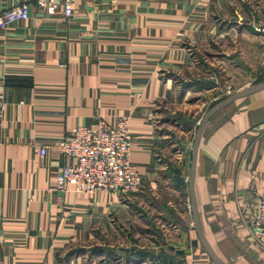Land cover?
Segmentation results:
<instances>
[{
    "label": "crops",
    "instance_id": "0c3cea01",
    "mask_svg": "<svg viewBox=\"0 0 264 264\" xmlns=\"http://www.w3.org/2000/svg\"><path fill=\"white\" fill-rule=\"evenodd\" d=\"M24 1L0 0V10ZM28 13L0 28V264H213L188 209L187 139L177 153L167 112L233 77L264 72V36L236 21L264 25V0H75L69 19L37 11L31 0ZM120 115L141 182L153 187L175 159L186 178L179 208L169 198L152 212L133 194L54 190L55 175L74 159L52 143L72 127ZM192 186L217 257L264 264V235L242 221L264 191V89L207 119Z\"/></svg>",
    "mask_w": 264,
    "mask_h": 264
},
{
    "label": "built area",
    "instance_id": "2783aa9c",
    "mask_svg": "<svg viewBox=\"0 0 264 264\" xmlns=\"http://www.w3.org/2000/svg\"><path fill=\"white\" fill-rule=\"evenodd\" d=\"M26 0L0 10V28L18 20L28 18ZM75 0H32L34 8L44 14L56 11L64 19L73 15ZM89 1V0H84ZM236 21L242 22L237 16ZM255 32L264 35L259 23L250 25ZM3 109V104H0ZM127 117L120 115L113 123L98 121L94 127L75 126L66 131L52 146L62 155L72 157L74 163L66 165L55 175V191H65L67 186L73 192L93 193L104 191L115 195L135 192L141 182V174L129 161L132 137L127 130ZM188 146H185V149ZM45 153V146L38 147V155ZM244 225L252 233L264 235V191L251 205H246Z\"/></svg>",
    "mask_w": 264,
    "mask_h": 264
},
{
    "label": "rangeland",
    "instance_id": "374dc122",
    "mask_svg": "<svg viewBox=\"0 0 264 264\" xmlns=\"http://www.w3.org/2000/svg\"><path fill=\"white\" fill-rule=\"evenodd\" d=\"M242 22L249 25V26L253 23L254 24L259 23V22H250V21L244 22L243 20H242ZM259 24H261V23H259ZM261 26L264 27L263 24H261ZM251 29H252V27H251ZM259 34L263 35L262 33H259ZM263 79H264V72L258 76H254V77L250 76L246 80H242V81L239 80L238 77H233L232 79L227 80L226 83H224L223 87H217V89L214 92H211V94H209V95L202 94L203 95L202 96L199 94L198 97L195 96V98L190 99L191 102H189V103H186L187 100H184L185 102L184 101H180V102L176 101V102L171 103V105H169V108H168L169 110H168L167 114L168 113L173 114V117H174L173 119L170 118V120H171V131H173V133L175 135V136L174 135L171 136V139L176 140V143H177L176 147L183 144L184 143L183 141L185 139H187L184 144H186L188 147L184 150L188 152L189 147H190L191 142H192V139L194 137L195 129H196L202 115L204 114V112L207 109H209L212 105H214L215 103H217L221 99H223V98L227 97L228 95L232 94L233 92L239 90L240 88L254 84V83H257L258 82L257 80L260 81ZM170 114H168V115H170ZM183 128H187V130L183 129ZM182 129H183V132H184V130L187 131V133L184 136H183V133L179 132ZM181 149L179 150V148H178L177 153H180ZM174 151H176V150H174ZM168 152L165 154L166 157L169 154ZM170 161L171 162H170L169 168H168L169 169L168 176L164 175V177H163V175H160V178L157 181L158 183H154L153 187L149 186V183H145L144 181H142V182H140L138 189L135 192L130 193V194L138 196V199L141 202L140 205L142 206V209H148V211L153 212L154 208L158 207L157 202H160V199L165 200L168 198L170 199V201H172L174 203L176 208L177 207L179 208L181 206V205L176 203L177 202L176 198H178V194L180 195L182 193L183 189L185 191L186 178L188 179V177L186 175V178H184L185 183H182L183 178H180V176H179L178 168H177V164L175 162V159H173V162H172V160H170ZM178 179H180V181H178ZM160 180H161V182H160ZM169 193H170V196H169ZM176 193H177V196H175ZM130 194H126V195H130ZM162 204H163V202H161L160 206ZM149 208L152 210H150ZM170 208L173 209V207H170ZM161 212H163V215L166 216L170 222L179 224L182 220V219L180 220V218L178 216L179 215L178 212H176L177 216L175 214L169 212V211L167 212L164 210ZM186 217H187V214H186ZM153 222L156 223V225L158 227L160 226L162 228L164 227V229L166 228V226H164V224L161 223V221L159 219H157L155 221V218H154ZM168 226H167V228H172V225H168Z\"/></svg>",
    "mask_w": 264,
    "mask_h": 264
},
{
    "label": "water",
    "instance_id": "95a60500",
    "mask_svg": "<svg viewBox=\"0 0 264 264\" xmlns=\"http://www.w3.org/2000/svg\"><path fill=\"white\" fill-rule=\"evenodd\" d=\"M264 89V81L257 82L245 87L240 88L239 90L233 92L232 94L228 95L227 97L221 99L214 105H212L209 109H207L204 114L202 115L196 129L194 132V137L192 139L191 145L189 147L190 152V163H189V174L187 179V189H188V209L191 215L192 224L194 226L196 236L198 243L201 245L205 253L207 254L208 258L213 264H226L223 262L217 255L213 252L210 245L207 243L206 239L203 237L199 223L197 220V214H196V207H195V201L193 197V175H194V165H195V155H196V149L199 142V138L201 135V131L207 121V119L218 109L222 108L223 106L227 105L228 103L253 94L255 92H258L260 90Z\"/></svg>",
    "mask_w": 264,
    "mask_h": 264
},
{
    "label": "trees",
    "instance_id": "16d2710c",
    "mask_svg": "<svg viewBox=\"0 0 264 264\" xmlns=\"http://www.w3.org/2000/svg\"><path fill=\"white\" fill-rule=\"evenodd\" d=\"M257 81H258V82H262V81H264V79H263V80H260V81H259V80H257ZM178 181H180V179H178Z\"/></svg>",
    "mask_w": 264,
    "mask_h": 264
}]
</instances>
